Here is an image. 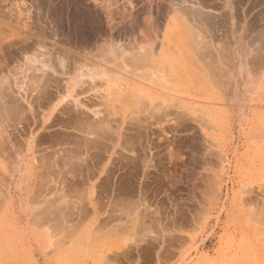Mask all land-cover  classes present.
<instances>
[{"label":"rangeland","instance_id":"374dc122","mask_svg":"<svg viewBox=\"0 0 264 264\" xmlns=\"http://www.w3.org/2000/svg\"><path fill=\"white\" fill-rule=\"evenodd\" d=\"M123 2L133 7V0ZM92 5L99 7L96 14ZM101 6V0H0V137L7 135L11 146H5L15 151L11 160L5 158L6 169L14 163L20 173L4 188L10 230L8 237L0 233V264H264V251H247L246 245L250 227H259L264 237V66L244 95H198L210 87L199 77L198 55L219 49L199 32V17L191 15L182 57L181 33L162 28L165 17L159 16L157 30L143 25L141 57L142 73L160 61L162 78L142 79L147 94L141 97H108L107 142L102 121H95L93 130L86 128L87 112L78 115L71 110L73 97L57 94L66 86L59 72L78 64L79 37L101 36L106 20ZM207 20L201 17L202 23ZM125 32L127 40L134 39L132 29ZM121 56L132 59L133 49ZM169 57L189 62L188 80L167 79L172 76ZM12 91L21 96L12 97ZM9 98L19 99H12L11 106L21 110L11 107L10 112ZM79 116L84 121L80 132ZM135 121L159 129L160 135L151 137L157 141L147 142L150 151L132 139L134 127L140 126ZM91 137L98 138L94 152L102 151L101 140L105 150L114 147L104 161L108 175L71 174L77 167L100 172L98 160L75 158L91 150ZM43 194L47 200L39 203ZM81 199L95 207L104 204L94 223L37 222ZM46 208L48 213H41ZM29 241L31 251H25Z\"/></svg>","mask_w":264,"mask_h":264},{"label":"crops","instance_id":"0c3cea01","mask_svg":"<svg viewBox=\"0 0 264 264\" xmlns=\"http://www.w3.org/2000/svg\"><path fill=\"white\" fill-rule=\"evenodd\" d=\"M101 1L100 9L102 15L106 16L101 36L95 34L91 38L79 37L75 58L78 64L71 66L69 70L59 72L61 79L69 82L67 89L64 90L66 93L59 91L57 94L72 96L76 105L71 110L75 109L78 115L85 111L86 115L91 117L85 122L80 116L77 117L79 120L76 121V127L79 132L83 127V122L86 128L91 126L93 130L95 121H102L101 135L103 138L107 137L106 141L108 142L110 132L109 130L105 132V127H103L104 122L109 121L108 97L111 95L141 97L142 94H147L142 92V79L158 80L162 78L158 72L160 61H157L153 67L151 64L149 65L153 71L142 73L141 57L143 25L144 27L149 26L150 31L157 30L159 16L165 17L162 28L173 33H181L182 57L186 54L184 36L189 32L191 15L199 17V32L203 33L204 38L208 34V42L214 48L219 49L215 54L198 55L199 77L207 80L210 85L208 92H198V95L235 97L244 95L248 92L254 76L264 66V0H146L149 1L148 7L145 0H133L132 8L125 7L123 2L125 0ZM92 9L96 14L99 7L92 5ZM143 16L144 21L146 20L144 24ZM202 16L208 17L206 24L201 22ZM128 29L133 31V40H127L123 34ZM126 48L133 49L132 59L121 56ZM83 58H86V65ZM87 61L92 62L88 63ZM72 62L71 64H73ZM188 63L184 59L180 62L169 57L166 64L169 70L168 74L172 76L167 79L188 80ZM222 65H224V72L227 74V87L224 88L221 87ZM123 66L131 70L125 71L122 69ZM79 69L84 73V75L82 74L83 78L80 77L81 72L76 73ZM82 79L86 82H83ZM56 101L55 103H58V99ZM94 112L101 115L96 113V116ZM90 141L91 150L78 152L75 158L77 160H99V164L102 162V170L98 172L90 167H77L71 174L108 175L109 168H105L104 161L110 159V153H108V148L104 150L105 140L101 141L103 147L102 151H97L98 153L93 151L94 141L92 143ZM78 192L83 193V190ZM100 211L104 213L103 203L95 207L90 201L81 199L62 206V210L52 215V218H40L37 222L89 224L95 222ZM25 251H31L30 241Z\"/></svg>","mask_w":264,"mask_h":264},{"label":"bare ground","instance_id":"6f19581e","mask_svg":"<svg viewBox=\"0 0 264 264\" xmlns=\"http://www.w3.org/2000/svg\"><path fill=\"white\" fill-rule=\"evenodd\" d=\"M106 51V50H105ZM257 54V53H256ZM260 56V55H259ZM258 57V56H257ZM80 65V64H79ZM93 65V64H92ZM96 66V65H95ZM94 66V67H95ZM80 67V66H79ZM82 70H78V72L76 71V73H79V72H81ZM87 71V70H86ZM86 71H85V73H86ZM75 73V74H76ZM88 73V72H87ZM81 75H80V77L81 78H83V75H84V73H80ZM83 74V75H82ZM77 75V74H76ZM38 78V77H37ZM68 79V78H67ZM35 80V79H34ZM63 80V79H62ZM83 80V82H86V81H84V79H82ZM64 81H65V83H66V86L64 85V89L66 88V87H68L67 85H68V80H65L64 79ZM82 82V81H81ZM40 83V82H39ZM13 84V83H12ZM35 84V83H34ZM83 84V83H82ZM81 85V84H80ZM79 85V86H80ZM11 86V85H10ZM17 86V85H16ZM15 86V87H16ZM38 86V85H37ZM82 86V85H81ZM17 87H19V86H17ZM38 88V87H37ZM77 88V87H76ZM79 88V87H78ZM13 89H14V87H13ZM67 89V88H66ZM40 90V89H39ZM80 90H82L81 88H80ZM10 91V90H9ZM15 91V90H14ZM14 91H12V93H11V95H15L16 93H14ZM83 91V90H82ZM1 92V91H0ZM3 92H5L6 93V91L4 90ZM18 92V91H17ZM37 92H38V90H37ZM41 92V91H40ZM1 94V93H0ZM6 94H8V93H6ZM9 94H10V92H9ZM27 94V93H26ZM40 95V94H39ZM75 95H77V94H75ZM17 96H21V95H17L16 94V96H12V97H17ZM9 97V96H8ZM23 97V96H22ZM26 97V96H25ZM30 97H31V95H30ZM13 100H15V102L17 101V100H19V99H17V98H12ZM12 99H7L6 101L9 103V105H7V107L9 108V111L11 112L12 110H11V107L12 108H15V107H13L15 104H13L12 106H11V102H14ZM17 99V100H16ZM27 100V99H26ZM37 100V99H36ZM22 102V101H21ZM161 103V102H160ZM21 104V103H20ZM154 104V103H153ZM158 104H159V102H158ZM22 105H23V102H22ZM155 105V104H154ZM2 106V105H1ZM0 106V107H1ZM21 106V105H20ZM26 106V105H25ZM160 106V105H159ZM6 106H5V108L7 109V111H8V108H7ZM158 107V106H157ZM161 107H162V105H161ZM22 108V107H21ZM37 108V107H36ZM152 109H154L153 107H151ZM155 108H156V106H155ZM159 108V107H158ZM163 108V107H162ZM15 109H17V108H15ZM14 109V111H16ZM161 109V108H160ZM4 110V109H3ZM18 110V109H17ZM19 110H21L20 108H19ZM18 110V111H19ZM26 110V109H25ZM80 110V109H79ZM159 110V109H158ZM165 110V109H164ZM5 112H7L6 110H4ZM9 111L7 112V114L9 113ZM23 111V110H22ZM150 111V110H149ZM159 111H161V110H159ZM167 111V110H166ZM165 111V112H166ZM1 112H3L2 110L0 111V114H1ZM17 112V111H16ZM32 112V111H31ZM156 112V111H155ZM164 112V113H165ZM22 113V112H21ZM44 113V112H43ZM151 113H152V111H151ZM172 113V112H171ZM170 113V114H171ZM5 114V113H4ZM10 114V113H9ZM8 114V115H9ZM32 114H33V112H32ZM45 114V113H44ZM43 114V115H44ZM162 114V113H161ZM166 114V113H165ZM168 115H169V113H167ZM39 115V114H38ZM42 115V116H43ZM157 115H158V117H159V114L157 113ZM157 115H155L156 117H157ZM164 115V114H163ZM183 115V114H182ZM10 116V115H9ZM29 116H31V115H29ZM86 116V118L88 117V118H90L91 119V117H89V116H87V115H85ZM91 116V115H90ZM146 116V115H145ZM166 116V115H165ZM1 117V116H0ZM13 117V116H12ZM16 117V116H15ZM34 117H36V119H37V116H34ZM167 117V116H166ZM95 118V117H94ZM136 118H139V117H137L136 116ZM145 118V117H144ZM164 118V117H163ZM162 118V120L164 121L165 120V118L163 119ZM169 118H171V117H169ZM2 119H3V117H2ZM92 119H93V117H92ZM13 120V119H12ZM18 120V119H17ZM54 120V119H53ZM79 120V119H78ZM136 120V119H135ZM147 120V119H146ZM167 120V119H166ZM92 121V120H91ZM137 121V120H136ZM135 121V122H136ZM151 121V120H150ZM158 121H159V119H158ZM168 121H170V119L168 120ZM3 122H5V121H3ZM40 122V121H39ZM93 122V121H92ZM97 122H99V121H97ZM96 122V123H97ZM135 122H134V124H135ZM153 122V121H152ZM151 122V123H152ZM157 122V119L155 120V123ZM162 122V121H161ZM167 122V121H166ZM166 122H164V123H166ZM176 124H178V120H176ZM26 123V122H25ZM38 122H35V124H36V126H38V124H37ZM133 123V122H132ZM136 123H138V122H136ZM147 123V122H146ZM155 123H153V124H155ZM179 123H181V121H179ZM182 123H184V124H182ZM181 124H182V126H185L186 124H185V121L183 120V122H182ZM16 124V123H15ZM133 124V125H134ZM140 123H138V124H136V125H139ZM148 124V123H147ZM159 124V123H158ZM157 124V125H158ZM161 124V123H160ZM160 124H159V126H160ZM25 125V124H24ZM93 125H95V124H93ZM136 125H134V126H136ZM152 125V124H151ZM156 125V124H155ZM162 125V124H161ZM23 126V125H22ZM26 126V125H25ZM42 126V125H41ZM149 126V125H148ZM147 125H144L143 126V124L141 125L140 124V126H136L137 127V130H136V128L134 127V129H135V131H134V135L132 136V139L135 141V139L137 140V143H138V146L141 148V150H144V151H150L151 150V146L149 147V144L147 143V142H154L155 140H152V138L151 137H153V136H155L156 138H157V135L159 134L160 135V133H158L157 134V131H159V129L158 128H155V130H153L154 128L151 126V127H148ZM176 126V125H175ZM162 128H164L163 126H161ZM40 128V127H39ZM139 128V129H138ZM179 128V127H178ZM187 128H189V126L187 127ZM33 129V128H32ZM35 129V128H34ZM109 129V128H108ZM158 129V130H157ZM173 129V128H172ZM180 129V128H179ZM162 130H164V129H161V132H162ZM181 130V129H180ZM33 131V130H32ZM35 131V130H34ZM37 131V130H36ZM176 131V130H175ZM14 132V131H13ZM106 132V131H105ZM36 133V132H35ZM10 134V133H9ZM14 134V133H13ZM158 135V136H159ZM166 136V134H162V136ZM99 136V135H98ZM173 136V135H172ZM10 137V136H9ZM167 137V136H166ZM175 137V136H174ZM18 138V137H17ZM36 138V137H35ZM92 138V137H91ZM91 138H90V140H91ZM94 138V137H93ZM92 138V141H95V142H93V143H96V141H98L96 138V140L95 139H93ZM168 138V137H167ZM167 138H166V140H167ZM24 139V138H23ZM42 139V138H41ZM147 139V140H146ZM150 139H151V141H150ZM176 139V138H175ZM6 140H7V135H6ZM6 140H4L2 137H0V175L1 176H5L4 178H1V176H0V183H1V180H2V184H3V182H4V184L3 185H0V187L1 186H3V190H0V192L2 193V191H4V193H3V195H1L0 196V233H2V236H5V237H8L9 235H8V233H9V230H10V227H9V217H8V215H9V209H8V204H7V201H6V194L8 193L7 191H5L4 190V188L6 189V190H8L9 188H10V185H11V183H10V179H11V176H13V175H15L16 174V172H18L19 173V168L17 169V167L18 166H14V163H12L10 166H9V169L7 170L6 169V167H5V162H4V160H6L7 158H9L10 159V157H13L12 156V154H14L15 153V151L14 150H9L8 148H6V146H5V144H6V142L7 143H9L8 142V140L6 141ZM9 140H11V139H9ZM36 140V139H35ZM65 140V139H64ZM85 140V139H84ZM83 140V141H84ZM89 140V139H88ZM126 140H129V139H126ZM174 140V139H173ZM180 140V139H179ZM17 141V140H16ZM34 141V140H33ZM37 141V140H36ZM86 141V140H85ZM92 141H90L91 143H92ZM102 141V140H101ZM100 141V142H101ZM145 141H146V143H145ZM157 141V140H156ZM155 141V142H156ZM168 141V140H167ZM175 141V140H174ZM99 142V143H100ZM116 141H114V143H115ZM176 142V141H175ZM178 142V141H177ZM33 143H35V141L33 142ZM38 143V142H37ZM87 143H89V142H87ZM124 143H126L125 141H124ZM142 143H144V145L142 144ZM10 144V146H11V142L9 143ZM103 144V143H102ZM127 144H129V143H127ZM147 144V145H146ZM152 144V143H151ZM90 145V144H89ZM92 145V144H91ZM94 145V144H93ZM96 145V144H95ZM98 145V144H97ZM110 145V144H109ZM115 145V144H114ZM114 145H112V146H114ZM143 145V146H142ZM156 145V144H155ZM27 146V145H26ZM100 146V145H99ZM103 146H104V144H103ZM14 147L15 146H12V148L14 149ZM90 147V146H89ZM92 147V146H91ZM110 148H108V149H113L111 146H109ZM154 147V146H153ZM11 148V149H12ZM102 148V147H101ZM126 148H127V146H126ZM90 149V148H89ZM107 149V150H108ZM131 149V148H130ZM32 150H34V149H32ZM35 150H37V149H35ZM95 150H96V148H95ZM105 150V149H104ZM109 150V151H110ZM114 150V149H113ZM116 151H118V150H116ZM132 151V150H131ZM96 152V151H95ZM107 152V151H106ZM114 152V151H113ZM18 153H20V155H21V153H22V151L20 150V152H18ZM91 153V152H90ZM96 153H98V152H96ZM109 153V152H108ZM107 153V154H108ZM116 153V152H115ZM117 154V153H116ZM37 155V154H36ZM119 155V154H118ZM15 156V155H14ZM23 156V155H22ZM89 156V155H88ZM98 156V155H97ZM111 157V156H110ZM117 157V156H116ZM6 158V159H5ZM92 158H93V156H92ZM41 159V158H40ZM97 159H98V157H97ZM11 160V159H10ZM10 160H8V161H10ZM42 160V159H41ZM99 161V160H98ZM210 161V160H209ZM45 162V161H44ZM8 163V162H7ZM48 163V162H47ZM50 163V162H49ZM49 163H48V166H49ZM102 163V162H101ZM46 167V166H45ZM51 166H49V168H50ZM38 168H39V166H38ZM37 168V169H38ZM49 168H47V170L49 169ZM45 169V168H44ZM100 169V171L102 170V167L101 168H99ZM43 170V169H42ZM46 170V169H45ZM42 172V171H41ZM40 172V173H41ZM39 173V174H40ZM20 174V173H19ZM42 175V174H41ZM202 176V175H201ZM203 176H205V175H203ZM21 177V176H20ZM35 177V176H34ZM39 177V176H38ZM205 178V177H204ZM207 180H208V178H206ZM40 180V179H39ZM206 180V181H207ZM39 182V181H38ZM37 182V183H38ZM39 184H40V182H39ZM18 185V184H17ZM37 185V184H36ZM36 185H34V183H33V186H35L36 187ZM19 188V187H18ZM34 188V187H33ZM0 189H2V188H0ZM18 191H19V189H18ZM49 191V190H48ZM182 191V190H181ZM261 191V190H260ZM263 191V190H262ZM264 192V191H263ZM179 193V192H178ZM45 194H47V193H45ZM248 194H249V192H248ZM46 196V195H45ZM178 196V195H177ZM182 196V195H181ZM29 197V196H28ZM30 197H31V195H30ZM264 197V196H263ZM18 198V197H17ZM34 197H32L31 199H33ZM43 198H44V194H43ZM174 198H176V197H174ZM184 199V198H183ZM38 200V199H37ZM40 201H39V203L40 202H44L45 200H47V199H45L44 198V200L43 201H41V199H39ZM256 200H257V198H256ZM250 201V200H249ZM258 202H259V200H258ZM15 203V202H14ZM183 203V202H182ZM259 203H261V202H259ZM258 203V204H259ZM7 204V205H6ZM23 204V203H22ZM36 204V203H35ZM263 204V203H262ZM38 205V204H37ZM20 208H22V207H20ZM31 208H32V206H31ZM24 211V210H23ZM23 213V212H22ZM41 213H48V209L46 208V209H44L43 211H41ZM28 220V219H27ZM26 220V221H27ZM252 226V225H251ZM251 228V229H250ZM249 229H250V233L248 234L249 236H248V240H247V251H264V237L262 236V235H260L257 231H259V230H256V229H258V228H255L254 229V227H250ZM253 228V229H252ZM261 228V227H260ZM263 231V230H262ZM249 232V231H248ZM4 237V238H5ZM9 244V243H8ZM2 247V246H1ZM3 247H4V245H3ZM12 247H14V246H12ZM2 250H5V247L4 248H2ZM4 257V256H3ZM4 259V258H3ZM257 264V263H256Z\"/></svg>","mask_w":264,"mask_h":264}]
</instances>
